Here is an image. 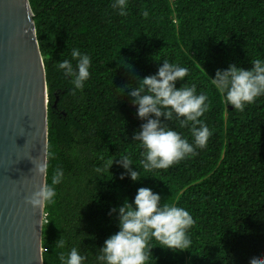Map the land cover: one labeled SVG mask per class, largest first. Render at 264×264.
I'll use <instances>...</instances> for the list:
<instances>
[{"label": "trees", "instance_id": "16d2710c", "mask_svg": "<svg viewBox=\"0 0 264 264\" xmlns=\"http://www.w3.org/2000/svg\"><path fill=\"white\" fill-rule=\"evenodd\" d=\"M28 2L48 93L47 153L53 155L46 183L55 167L63 170L53 203L44 206L43 264H60L59 253L72 247L85 256L83 264H98V248L118 231L109 210L125 198L131 202L139 187L193 218L187 250L152 239L145 264H249L250 256L264 254V95L237 110L211 82L217 69L264 59V0H127L125 15L113 0ZM73 48L90 58L82 90H73L56 68L71 60ZM163 59L188 68L177 87L194 84L207 94L199 119L212 134L195 154L149 172L132 141L143 121L128 89L119 95L117 88L135 87V77L154 74ZM165 122L191 142L187 127ZM123 155L139 180L121 179L124 170L115 163L107 170Z\"/></svg>", "mask_w": 264, "mask_h": 264}, {"label": "clouds", "instance_id": "9594fccd", "mask_svg": "<svg viewBox=\"0 0 264 264\" xmlns=\"http://www.w3.org/2000/svg\"><path fill=\"white\" fill-rule=\"evenodd\" d=\"M127 0H113L112 7L120 15L126 14ZM75 61V63H73ZM56 68L69 78L73 90H82L90 72V58L77 48L71 50V60L64 59L56 64ZM188 68L168 59H163L154 74L135 77L136 86L125 84L119 89V95L128 89L132 99L130 103L136 108L137 117L143 121L139 130L132 135V141H138L142 151L140 165L145 171L165 169L173 163L195 154L197 148H204L211 136L208 126L200 121L207 110L208 97L205 92H197L193 84L186 83L177 87L176 82L183 80ZM211 82L224 101L237 110H243L246 104L264 95V59H253L248 68L229 64L225 69H217ZM161 117L164 119L162 120ZM176 120L180 128L187 127L191 142L165 121ZM47 157L33 160L38 175H45L49 167ZM115 163L124 171L120 178L127 176L132 181L140 179L139 172L134 170L128 155L110 160L106 167ZM100 171V169H97ZM63 178V170L55 167L51 175V183L40 184L26 202L33 208H43L54 201L55 185ZM116 213L118 231L108 236L98 248L96 261L98 264H145L150 253L149 241L154 239L159 245L171 250H187L191 240L187 230L193 224L189 211L176 204L162 203L161 196L148 187H139L129 202L127 198L116 208L109 210ZM63 240L58 245L63 247ZM60 264H83L85 256L76 247L67 253H59ZM249 264H264V254L249 257Z\"/></svg>", "mask_w": 264, "mask_h": 264}, {"label": "water", "instance_id": "95a60500", "mask_svg": "<svg viewBox=\"0 0 264 264\" xmlns=\"http://www.w3.org/2000/svg\"><path fill=\"white\" fill-rule=\"evenodd\" d=\"M48 93L28 0H0V264H43L44 207L26 202L46 183Z\"/></svg>", "mask_w": 264, "mask_h": 264}]
</instances>
